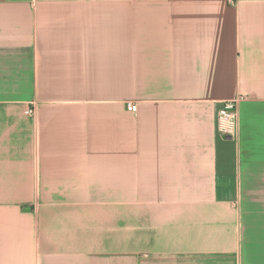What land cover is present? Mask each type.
I'll return each mask as SVG.
<instances>
[{
  "label": "crops",
  "instance_id": "1",
  "mask_svg": "<svg viewBox=\"0 0 264 264\" xmlns=\"http://www.w3.org/2000/svg\"><path fill=\"white\" fill-rule=\"evenodd\" d=\"M0 264H264V0H0Z\"/></svg>",
  "mask_w": 264,
  "mask_h": 264
},
{
  "label": "built area",
  "instance_id": "2",
  "mask_svg": "<svg viewBox=\"0 0 264 264\" xmlns=\"http://www.w3.org/2000/svg\"><path fill=\"white\" fill-rule=\"evenodd\" d=\"M240 98L225 101L222 107L216 112L215 122L216 131L222 138H229L235 140L238 136V105ZM127 111L135 113L136 105L134 103H127ZM28 115L31 112H26Z\"/></svg>",
  "mask_w": 264,
  "mask_h": 264
}]
</instances>
